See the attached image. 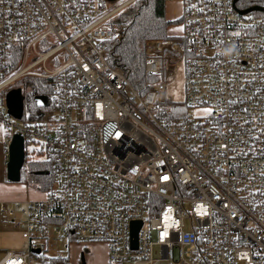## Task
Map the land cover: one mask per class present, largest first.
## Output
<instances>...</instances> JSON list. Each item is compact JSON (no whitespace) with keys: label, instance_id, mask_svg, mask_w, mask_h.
<instances>
[{"label":"built area","instance_id":"obj_1","mask_svg":"<svg viewBox=\"0 0 264 264\" xmlns=\"http://www.w3.org/2000/svg\"><path fill=\"white\" fill-rule=\"evenodd\" d=\"M132 1L0 0L4 159L18 133L23 162L49 161L51 177L40 198L0 202L25 242L0 264L75 241L105 242L108 264H264V11L180 0L182 31L146 42L155 79L140 90L106 59ZM178 68L183 99L169 102ZM26 77L45 80L47 103L29 113L23 99L17 118L5 93Z\"/></svg>","mask_w":264,"mask_h":264},{"label":"trees","instance_id":"obj_2","mask_svg":"<svg viewBox=\"0 0 264 264\" xmlns=\"http://www.w3.org/2000/svg\"><path fill=\"white\" fill-rule=\"evenodd\" d=\"M166 0H133L120 10L110 21V25L119 31L118 36L108 40L107 62L112 66H119L124 71L126 79L135 88L144 90L148 80H154L144 73V61L147 59L146 42L151 39L169 38L167 27L175 23L177 19L165 18ZM264 5L262 0H236V6L240 9L252 5ZM254 15L264 17L260 11ZM20 87L24 95L25 112H36L33 97L36 94L48 95V84L43 79L23 78L14 83ZM49 161L26 160L19 171V180H27L29 183L39 182L41 188L50 183V175L38 174V171L48 170ZM43 264H67L66 257L59 255H47Z\"/></svg>","mask_w":264,"mask_h":264},{"label":"rangeland","instance_id":"obj_3","mask_svg":"<svg viewBox=\"0 0 264 264\" xmlns=\"http://www.w3.org/2000/svg\"><path fill=\"white\" fill-rule=\"evenodd\" d=\"M173 6L171 3L169 6ZM257 5V4H256ZM167 6V8L169 7ZM253 6V5H252ZM258 6V5H257ZM182 31V26L180 23H171L167 27V32L169 35H179ZM171 63L168 64V69L171 67ZM154 78V77H153ZM167 84L165 89V96L167 101H181L183 99V72L181 68H178L177 71L173 76L167 78L165 76ZM196 114L200 113L201 110H193ZM6 131L3 125L0 123V140L1 145L4 148L3 140H5ZM29 144L26 146L27 149L29 148ZM5 165V162H4ZM5 186L0 187V199H16V200H25V199H32V198H40L42 196V188L39 185V182L29 183L27 180H18V181H8ZM16 185H13V184ZM90 242H76L74 244H70L66 246L64 242H57L54 245V249L50 248L48 253H45L47 256L51 255H59L62 257H66V259L71 264V259L73 257V252L80 250V248L85 245V249L89 251L90 246L87 244ZM25 247L24 240L20 237V234L16 231V229L12 228L10 223L7 220L0 219V258L6 252H19L23 250ZM68 249V250H67ZM154 256H158L157 249L153 248ZM34 264V262H32ZM153 264H169L165 260H156Z\"/></svg>","mask_w":264,"mask_h":264},{"label":"water","instance_id":"obj_4","mask_svg":"<svg viewBox=\"0 0 264 264\" xmlns=\"http://www.w3.org/2000/svg\"><path fill=\"white\" fill-rule=\"evenodd\" d=\"M261 10L264 8L253 5L244 9L238 10L240 13H244L250 10ZM23 94L19 87H12L8 89L5 93V102L9 113L14 117L19 118L23 110ZM36 106H43L47 103V98L43 94H37L33 97ZM23 147H22V137L18 133H14L11 136V140L8 145V159L5 162L6 179L9 181L19 180L20 167L23 164ZM47 171H38V174H45ZM139 222L133 221L131 223V237L132 241H135L136 231ZM81 264H84L81 258Z\"/></svg>","mask_w":264,"mask_h":264},{"label":"crops","instance_id":"obj_5","mask_svg":"<svg viewBox=\"0 0 264 264\" xmlns=\"http://www.w3.org/2000/svg\"><path fill=\"white\" fill-rule=\"evenodd\" d=\"M171 3H173V6L172 5L169 6ZM167 6H169V7L167 8ZM181 9H182V4H181L180 0H166V2H165V18L168 20L177 19V21L175 23H179L178 18H179V15L181 13ZM3 144H4V140H3ZM4 148H5V145H4ZM4 148L1 145V140H0V187L5 186L7 184L11 185V183H7V179H6V170H5V165H4V162H6V160L4 159V155H3ZM13 185H16V184L14 183ZM32 199H36V198H32ZM15 200L12 198L0 199V202H8V201H15ZM16 201H21V200H16ZM8 223H10V222H8ZM10 225H11V223H10ZM12 228H13V226H12ZM74 243H76V241L70 242L67 245L69 246L70 244H74ZM87 244L90 246L89 251H87L85 249V245L83 244V246L80 248V250L77 249L78 251L73 252L74 255L71 259V264H81V258H82V261L84 262V264H108L105 242L96 241V242H90ZM67 264H70V262L68 260H67Z\"/></svg>","mask_w":264,"mask_h":264}]
</instances>
